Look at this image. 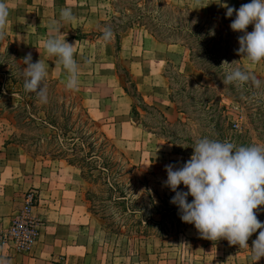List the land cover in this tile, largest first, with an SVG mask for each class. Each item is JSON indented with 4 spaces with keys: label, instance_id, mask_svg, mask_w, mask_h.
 I'll list each match as a JSON object with an SVG mask.
<instances>
[{
    "label": "rangeland",
    "instance_id": "rangeland-1",
    "mask_svg": "<svg viewBox=\"0 0 264 264\" xmlns=\"http://www.w3.org/2000/svg\"><path fill=\"white\" fill-rule=\"evenodd\" d=\"M167 1L187 6L200 15L220 12ZM146 2L147 5H154L155 21L171 25L177 23L173 9H165L161 0ZM6 3L9 11L2 33L11 45L6 48L7 42L3 40L0 58L15 72L22 73L20 70L27 67L23 58L31 53L32 62L40 60L45 65L48 79L66 85L69 74L59 58L49 55L42 46L49 36L58 35L74 45V59L79 71L75 89L82 95L88 109L96 107L91 99L93 82L100 80L97 76L108 75L115 80L118 77L131 94L134 89L129 79L136 83L143 101L140 96L136 97L134 112L131 111L127 117L146 131L140 144L116 133L110 118L95 120L140 170L141 176H153L151 179L158 181L157 187L162 190L158 195L134 191L130 198L138 209L135 213H128L132 216L125 215L123 218L120 208L106 199L101 187L92 185L90 187L96 196L92 198V203L89 200L93 211L90 212L87 198L92 196L87 194L89 184L81 177L80 170L64 160L43 156L41 150L35 152V145L30 142L25 146L17 144L15 139L21 134L30 136L34 133L31 129L19 128L14 113H8L6 99H1L0 259L30 253L41 232H47L46 223H49L51 234L48 232V236L52 237L54 231L61 238L77 239L79 236L102 264H264V256L255 261L251 249L259 229L248 238L249 247L240 248L238 244L230 245L223 238L213 241L202 237L194 224L182 221L180 214L170 215L162 221L159 214L152 215L156 207L151 205V200L159 206L161 201L175 195L165 190V184V188H160L167 179L165 165L181 167L194 152L192 144L206 134L209 138L216 136L213 126L218 117L217 114L213 117L212 104L216 106L220 103L221 108L229 106L230 124H239V130L232 131L229 130L230 124L224 123L225 132L239 134L243 124L249 120L240 104L220 95L223 89L217 87V92H196L195 85L180 75H190L185 67V64L192 67L188 49L175 47L168 54L164 48L157 49L145 26L138 24L147 20L145 0H6ZM64 8L71 9L73 20H61L60 12ZM133 21V26L125 27ZM54 27L58 31L53 32ZM249 27L253 30L254 26ZM105 28L112 33L107 41L102 37ZM116 30L121 36L120 44L114 35ZM239 47L238 44L237 49ZM238 54L245 65H250L247 57ZM260 62L259 66L250 69L263 79H259L260 86H255L254 92L242 90L239 93L245 106L247 103L257 108L263 106L264 60ZM96 71L99 73L96 74ZM197 81L204 86L213 85L211 79L208 82L199 77ZM220 84L224 86L222 82ZM102 92L99 91L100 94ZM171 96L175 102L171 101ZM179 108L184 113H180ZM206 116L215 118L210 127L203 120ZM258 145H264V141H258ZM178 190L187 191V188L181 184ZM188 199L193 197L189 195ZM254 211L257 218L264 222V205ZM148 214L160 223L154 227L147 223L145 227ZM138 217L142 219V225L138 223ZM13 231L14 235L10 233ZM2 234L6 235V239L2 238ZM65 257H57L60 264H67Z\"/></svg>",
    "mask_w": 264,
    "mask_h": 264
},
{
    "label": "trees",
    "instance_id": "trees-1",
    "mask_svg": "<svg viewBox=\"0 0 264 264\" xmlns=\"http://www.w3.org/2000/svg\"><path fill=\"white\" fill-rule=\"evenodd\" d=\"M147 3L145 0V18L147 20L143 24H138L145 26V29L158 41L167 44H180L188 49L189 63L193 69L202 71L211 79L214 86L200 84L191 74L180 75L186 81L195 85L196 92L200 90L217 92V87L223 89L224 92L220 95L231 98L232 101L240 104L245 110L246 119L249 121L243 124V130H240L242 132L239 134L229 133L225 132L227 130H224L223 125L224 123L230 124L229 106L223 105L221 108L220 103L216 106L212 104L211 107L214 108L213 117L217 114L218 119L215 120V118L209 116L203 119L207 121L205 123L208 127L216 121L215 126H213L216 136L210 139L230 141L234 144L243 143L244 146L264 141L262 140L264 135V101L263 106L260 105L258 108L254 104L248 103L245 106L243 98L239 95L242 90L254 92L256 87L251 81L242 85L228 84L223 86L220 84L221 82L223 84L225 69L229 67L228 62H232L231 67L239 66L257 79L263 80L257 73L243 66L236 51L239 44L238 37L243 33L234 31L230 27L232 20L235 18V13L232 17L226 16V10L200 15L187 6L174 5L167 0H161V4H165V9H173L176 14L174 19L177 23L171 25L167 24L168 22L155 21V15L152 12L154 5H147ZM169 17L170 15H168ZM171 19H173L172 15ZM133 24L134 21L125 25V27H131ZM251 29L248 26V31H252ZM114 35L120 44L119 30H116ZM3 40H6V48H9L8 46L11 44L4 33L0 35L1 47L3 46ZM0 51L2 50L0 49ZM13 62L15 61L13 60ZM223 62L225 63L222 65ZM129 81L133 85L134 93L131 94L128 88H125V91L133 98L132 111L134 112L135 98L140 96L143 101V97L136 83L130 79ZM23 83L22 73L15 72L4 59L0 58V100L6 99L5 106L9 109L8 113H14L19 128L31 129L34 133L30 136L21 134L15 139L17 144L25 146L26 143L30 142L35 145V152L41 150L43 156H52L53 159L64 160L70 166L78 168L81 177L89 184V187L99 185L102 193L106 194V199L115 202L116 206L120 208L123 218L125 215L132 216L128 213H135L138 209L134 200L130 198L134 191L138 190L151 195L162 190L157 187L158 181L153 182L151 179L153 176H141L142 173L129 157L106 135L89 113L88 108L84 105L82 95L76 89H67L65 84L46 77L43 83L47 87L48 99L46 103H42L34 93L24 90ZM170 99L175 102L172 96ZM179 112L184 113L181 109ZM187 119H190V117ZM238 127V122H232L229 130L238 131ZM156 135L160 136V134ZM205 137L209 138L207 134ZM171 142L173 143V141ZM160 186V188H165L164 183ZM89 187L86 191L88 196L92 197L87 198V208L90 212H93L89 202H93L92 198L96 194H94L93 188ZM142 188H145L146 191H141ZM165 190L171 194L174 193L168 186ZM164 197H168V195L164 194ZM188 200L191 202L190 199ZM170 201L171 199L163 200L158 206L156 201L151 200V205L156 207L152 215L159 214L161 216L160 221L170 215H179L178 206ZM94 211L97 212V210ZM148 215L146 216L145 227L148 224L151 225L150 227H154L160 223L154 216ZM137 221L142 225L143 221L140 217ZM146 232L147 230H145Z\"/></svg>",
    "mask_w": 264,
    "mask_h": 264
},
{
    "label": "clouds",
    "instance_id": "clouds-1",
    "mask_svg": "<svg viewBox=\"0 0 264 264\" xmlns=\"http://www.w3.org/2000/svg\"><path fill=\"white\" fill-rule=\"evenodd\" d=\"M221 4L226 8V16L232 17L235 13L231 29L243 33L238 37L240 47L236 51L253 63L264 60V0H250L238 9L228 6L225 0H221ZM8 11L6 0H0V35ZM60 18L65 22L73 20L71 9H61ZM249 25L254 26L252 31H248ZM52 31L58 29L54 27ZM111 36L110 29L102 30L105 41ZM42 46L49 55L59 58L69 74L66 88H77L79 71L74 59V45L52 35ZM231 63L228 62L229 67L225 69L224 85L251 81L254 86H260L261 81L254 75L239 66L231 67ZM23 64L27 65L22 68L24 90L46 103L45 65L40 60L32 62L31 53L23 58ZM191 146L194 152L181 167L165 165L167 179L164 184L175 193L170 202L178 206L182 221L194 224L202 237L213 241L223 238L230 245L247 248L248 238L260 229L251 247L254 260H259L264 256V222L257 218L254 210L264 205V145L237 146L230 141L203 137ZM181 184L187 191L178 190ZM189 195L193 197L191 202ZM0 264L7 262L0 259Z\"/></svg>",
    "mask_w": 264,
    "mask_h": 264
},
{
    "label": "crops",
    "instance_id": "crops-1",
    "mask_svg": "<svg viewBox=\"0 0 264 264\" xmlns=\"http://www.w3.org/2000/svg\"><path fill=\"white\" fill-rule=\"evenodd\" d=\"M175 3H181L184 5L195 6L200 8L214 9L218 11L226 10L221 4V0H173ZM228 6H233L238 9L242 4L250 2V0H225ZM152 39L156 42L157 49L164 48L166 53H171V49L175 47H183L180 44H166L158 41L150 33ZM238 47V46H237ZM243 66L247 69L256 68L261 62L253 63L249 62L250 65H245L241 60ZM187 73L193 75L197 80L202 77L205 81L209 82V78L199 70L193 69L189 64H185ZM99 72L96 71V74ZM100 80L93 82V92L91 101L96 105L94 109H88L89 113L94 119L110 118L112 122L111 126L113 130L118 134H123L124 138H132L140 144L143 136H146V131L137 125L127 117L132 111L133 99L125 91L121 80L118 77L113 79L108 75L97 76ZM107 78V79H106ZM99 91H103L102 94ZM85 103V100H84ZM86 105V104H85ZM146 140V138H145ZM128 142V141H126ZM126 148V146H125ZM47 232L44 230L41 232V236L38 238L32 251L26 255H16L13 258L5 260L7 264H60V255H65L67 264H102L99 257L88 249L86 241H83L79 236L77 239H66L61 238L58 232L54 231L53 236H48L50 233V225L46 223ZM51 234V233H50Z\"/></svg>",
    "mask_w": 264,
    "mask_h": 264
},
{
    "label": "built area",
    "instance_id": "built-area-1",
    "mask_svg": "<svg viewBox=\"0 0 264 264\" xmlns=\"http://www.w3.org/2000/svg\"><path fill=\"white\" fill-rule=\"evenodd\" d=\"M10 233H11L12 235H14V234H15V231L10 232ZM2 238L6 239V235L2 234ZM33 239H34V237H33Z\"/></svg>",
    "mask_w": 264,
    "mask_h": 264
}]
</instances>
